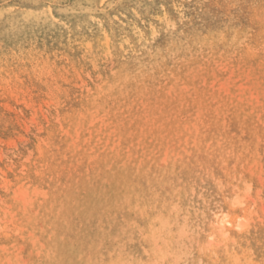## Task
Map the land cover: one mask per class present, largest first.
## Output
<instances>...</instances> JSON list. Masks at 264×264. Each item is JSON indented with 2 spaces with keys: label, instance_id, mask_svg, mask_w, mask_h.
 <instances>
[{
  "label": "rangeland",
  "instance_id": "374dc122",
  "mask_svg": "<svg viewBox=\"0 0 264 264\" xmlns=\"http://www.w3.org/2000/svg\"><path fill=\"white\" fill-rule=\"evenodd\" d=\"M0 264H264V0H0Z\"/></svg>",
  "mask_w": 264,
  "mask_h": 264
},
{
  "label": "bare ground",
  "instance_id": "6f19581e",
  "mask_svg": "<svg viewBox=\"0 0 264 264\" xmlns=\"http://www.w3.org/2000/svg\"><path fill=\"white\" fill-rule=\"evenodd\" d=\"M50 1V0H49ZM231 222H233V220L232 219H230L229 221H227V223H231Z\"/></svg>",
  "mask_w": 264,
  "mask_h": 264
}]
</instances>
